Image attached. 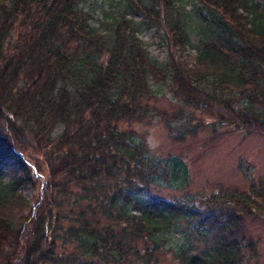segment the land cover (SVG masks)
Wrapping results in <instances>:
<instances>
[{
    "label": "trees",
    "instance_id": "trees-1",
    "mask_svg": "<svg viewBox=\"0 0 264 264\" xmlns=\"http://www.w3.org/2000/svg\"><path fill=\"white\" fill-rule=\"evenodd\" d=\"M115 3L94 26L93 0H0V166L31 149L38 176L26 177L43 178L30 206L19 180L0 175V264H161L167 253L250 264L244 218L262 215L264 186L184 191V160L155 156L131 123L158 112L150 101L167 83L215 127L264 133V0ZM164 189L183 192L158 197Z\"/></svg>",
    "mask_w": 264,
    "mask_h": 264
},
{
    "label": "rangeland",
    "instance_id": "rangeland-1",
    "mask_svg": "<svg viewBox=\"0 0 264 264\" xmlns=\"http://www.w3.org/2000/svg\"><path fill=\"white\" fill-rule=\"evenodd\" d=\"M115 1L117 0H93L94 6L87 8L92 15L90 23L97 26L105 17L103 12H114ZM256 1L261 2V0ZM185 6L187 10L195 8V5L189 1ZM139 18L140 16H136L135 20ZM138 36L148 45V51L153 57L158 60L166 58L168 49L161 43L162 39L154 28H144ZM196 46L197 41L193 38L191 45L184 48V56L188 62L193 61L196 56ZM175 50L179 51L176 48ZM156 88H158L157 95L150 102L158 112L143 123H131V127L143 137L155 156L177 155L184 160L189 177L184 191L208 193L221 189L236 193L247 190L253 184L264 186V133L246 135L241 131H233L227 126L215 127L213 116L183 107L173 96L167 83H162ZM235 95L239 96V93ZM239 100L241 103L242 100ZM173 129H177V133L184 131L185 134L176 138L175 135L170 134ZM30 151L33 150H26L25 156L19 153L7 159L0 166V175L3 182L13 178L18 179V193L30 206H33L34 197L43 178L39 176V180H31L26 177V174H30L31 178L38 176L33 167L34 158L38 160L37 154ZM182 192L164 189L157 195L165 198L171 194L178 196ZM260 211L262 215L244 218L245 239L256 246V257L250 261V264H264L262 207ZM161 264H178V262L173 258L172 253H167L163 256Z\"/></svg>",
    "mask_w": 264,
    "mask_h": 264
}]
</instances>
